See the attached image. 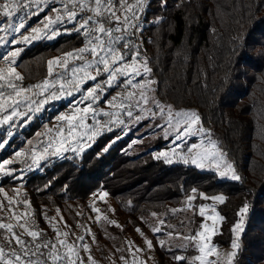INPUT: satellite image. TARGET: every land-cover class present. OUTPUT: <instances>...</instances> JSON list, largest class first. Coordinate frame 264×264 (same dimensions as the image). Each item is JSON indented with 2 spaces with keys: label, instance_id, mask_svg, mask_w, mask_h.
Here are the masks:
<instances>
[{
  "label": "trees",
  "instance_id": "trees-1",
  "mask_svg": "<svg viewBox=\"0 0 264 264\" xmlns=\"http://www.w3.org/2000/svg\"><path fill=\"white\" fill-rule=\"evenodd\" d=\"M158 17L164 19L153 23ZM143 24L134 39L149 58L157 97L176 108H196L242 181L220 180L214 172L184 164L166 165L150 147L134 154L133 134L114 142L121 134L116 130L80 156L47 159L40 170L21 179L5 176L3 184L25 183L24 197L41 226L40 204L48 201L83 202L106 192L119 211L145 217L180 205L192 189L207 196L223 194L219 213L226 219L216 243L230 245L237 213L247 204L236 264H264V59L257 61L264 53V0H167L163 7L161 0H149ZM85 43L64 32L53 42L24 48L16 65L24 77L20 85L41 83L49 77L48 60ZM243 53L253 62L241 64ZM36 126L14 138L16 149ZM199 202L197 197L195 204Z\"/></svg>",
  "mask_w": 264,
  "mask_h": 264
},
{
  "label": "snow or ice",
  "instance_id": "snow-or-ice-1",
  "mask_svg": "<svg viewBox=\"0 0 264 264\" xmlns=\"http://www.w3.org/2000/svg\"><path fill=\"white\" fill-rule=\"evenodd\" d=\"M52 2L53 0H0V16L9 19L8 27L0 28V32H6L8 28L12 27L11 18L18 10L22 8L30 9L35 6L37 11L31 14L36 15L38 11H43L41 5L46 6ZM61 3L63 5L62 8L51 9L57 15L54 18L47 17L48 23L44 25V29H48L53 24L66 21L73 25V28L67 31H74L83 35L86 38V44L84 47L65 53V58L63 59L58 57L48 60L47 72L49 77L53 75L54 66L64 69V72L60 73L61 77L71 72V79L67 80L66 83L73 86V91L85 92L86 95L83 100L91 99L93 103L99 102L100 97L97 93L104 91L105 88L122 87V92L117 93L116 96L106 102L114 108L121 109L120 114L127 115V117L133 118L137 122L146 119L152 120L159 116L164 119V123L156 126L162 129L172 128L175 131V141H181L182 139L186 141L187 138L198 135L207 138V144L202 139L200 143H192L187 146L186 150L181 153H176L173 150L172 156L167 153H159L156 157L157 159L164 157L165 163L179 162L184 165H194L200 170H204L207 167L209 170L215 171L220 178L242 181V177L237 173L233 163L227 161V153L212 139L211 130L203 126L202 118L196 111L174 110L171 105L162 104L156 97L154 85L158 82L152 78L153 70L150 66L149 58L142 53L141 45L134 39L137 37V33L142 31V17L149 0H61ZM166 3L167 0H161L162 7L166 6ZM163 19V17H158L153 23L160 24ZM25 27V19L21 18L14 31L20 33V30ZM31 31L39 33L42 30L32 28ZM53 34L56 33L54 32ZM32 38L34 37L21 33L20 38L12 42L24 44L28 43ZM49 38L51 37L49 36ZM0 42L8 43L4 37H0ZM22 51V48H17L2 57L4 61H7V64L5 67L0 68V111L11 109L10 114L4 118L5 121L18 114L17 109L21 103L30 108L32 103L43 105L49 99H59L60 96L65 94V84L60 83V81L52 82L49 79H45L31 87L18 85L16 82L22 81L24 77L16 71L14 66L17 63V57L20 56ZM69 59L81 61V63L78 66L68 68ZM261 59H264V53L260 54L257 61ZM239 62L241 64H250L253 60L247 53H243ZM100 76H105V79L98 81L97 78ZM141 77L143 79H140ZM88 80L97 81V83L91 88H82V85ZM55 83H60L59 92L49 93L44 100L33 101L31 97L25 95L33 92L34 89H38L39 94L44 95L50 86L54 87ZM4 89H11V91L5 93ZM33 94L35 95L36 93L34 92ZM67 94L71 95L72 92L69 91ZM133 108L139 114L134 116ZM90 109L93 123L101 124L102 122L96 118L98 110L92 107V103L87 104L83 108L76 107L72 114L57 117L58 120L67 121V128L58 126L56 133L57 136H61L63 139L56 142L54 138L53 141H50L44 147L43 152L49 155H59L61 149L64 151L82 150L83 137L91 140L99 132L98 128L86 124L88 117L85 114L89 113ZM76 113H81V115L77 116ZM99 115L110 118L108 121L103 122L105 126L117 122L111 119V117L118 115L116 112L99 110ZM118 122L123 123L122 120ZM81 129H86V131L80 132ZM74 133H79L76 145H72L71 148H65L64 145L69 143ZM165 134L167 135V132ZM77 145H80V147L78 148ZM49 149H52V151L49 152ZM15 155L19 157L26 154L18 151ZM32 156L35 157V152L32 153ZM11 163H13L11 160L0 162V172L11 175L14 170H6L4 168L5 164ZM3 191L4 189L0 188V192ZM192 192L196 193L197 190L192 189ZM102 195L107 196L108 193L104 192ZM200 197L211 199L221 204L226 201V197L223 194L208 197L200 193ZM4 199L7 203L0 201V212L10 213V219L15 220L16 224L5 222V219L0 217V238L4 241L3 244H0V264H86L85 260L80 256V249L88 253L87 264H98L91 255L90 245L85 242L84 235L78 236L75 241L70 242L68 240L70 232H62L53 226V231L56 234L55 241L44 239L43 230L39 229L34 221L25 219L24 222H21L27 214H17L13 205L19 202L15 201L14 198H9L7 194H5ZM186 199L187 206L185 209H180L181 211L196 207L191 203L196 199L195 195H189ZM22 203L30 207V202L26 199ZM248 207L245 204L239 209L237 213L239 219L231 228L234 236L230 244L231 251L221 252L218 246L212 243L213 237L217 234V223L223 222L226 217L221 216L214 206L207 205H200L198 214L203 220L212 221L211 227L202 221L200 229L194 234L184 235L180 232H169L166 234L168 240L160 239L159 245L162 248H167L168 251L179 248L181 252L186 251L191 246L198 253L193 257H187L183 254L173 255L172 259L177 264H180L181 261L184 264H235L240 248V234L244 231V217L248 212ZM93 211L100 213L99 208L93 207ZM111 211L114 212V209ZM175 211L177 210L173 209V212ZM57 212L59 214V209H57ZM206 212L209 214L206 215ZM212 213L215 214L213 215ZM152 216H157V213H152ZM45 218L50 219L48 217ZM60 219L63 220V217L61 216ZM100 219V216L96 217L97 222ZM103 219L108 224H116V221L109 220L106 215L103 216ZM159 223L163 225L164 221L160 220ZM64 224L65 227H68L66 221ZM78 226L82 227V225ZM116 226L120 227L118 224ZM17 228L23 231L17 232ZM136 231L142 237L144 236L140 228H136ZM161 231V227L152 228L154 234L161 233ZM85 232L92 236V242L95 243V236L91 233V229H85ZM71 234L75 235L74 233ZM25 236L30 237V239H25ZM175 239L181 240L182 243L175 244ZM144 240L147 250L152 251L154 248L152 240L147 237H144ZM127 243L131 246L133 242L128 241ZM129 250H131V247ZM143 251L144 249L138 246L135 247V252ZM135 252H133V264H147L146 261L138 260ZM120 259L124 260V264H128L125 257ZM148 259L154 258L149 256Z\"/></svg>",
  "mask_w": 264,
  "mask_h": 264
},
{
  "label": "rangeland",
  "instance_id": "rangeland-1",
  "mask_svg": "<svg viewBox=\"0 0 264 264\" xmlns=\"http://www.w3.org/2000/svg\"><path fill=\"white\" fill-rule=\"evenodd\" d=\"M41 7L43 8V11H38V14L36 15L31 14L32 12L37 11L35 6L30 9L22 8L18 10L17 13L11 18L12 27L8 28L6 32H0V37H4L5 40L8 41L7 44L0 42V68L5 67L7 64V61H4L2 59V57L6 53L14 51L17 48H22L24 50V48L40 41L53 42L61 34H63L64 32H68L67 30L72 24L70 23L68 25L66 21L64 23L53 24L48 29H44V25L48 23L47 17L54 18L57 15V13L52 11L51 9L63 7L61 0H53L52 3H49L46 6L41 5ZM21 18L25 19L26 27L24 29H21L20 33H17L14 31V28L19 24ZM8 24L9 19L0 16V28H7ZM143 26L144 24L142 17V27ZM32 28H39L42 31H40L39 33H33L31 31ZM54 32L56 34H53ZM21 33L34 38L30 39L28 43L24 44L13 43L12 41L20 38ZM139 33H137V36L139 35ZM49 36L51 38H49ZM136 42L140 44L138 40H136ZM22 53L23 51L20 53V56L17 57V62L21 57ZM59 58L63 59L65 58V55ZM89 59H91V57H89ZM80 63L81 61H73L69 59L68 68L78 66ZM16 65L14 66L15 68ZM16 71L18 72L17 68ZM63 72L64 69L62 67L54 66L53 75L47 78L52 82L60 81V83L65 84V94L63 96H60L59 99H49L48 102L43 105H39L38 103H32L30 108L24 103H21L17 109L18 114L7 121H5L4 118L10 114L11 109H8L7 111H0V144H2V146H0V162L8 160L13 161V163L11 164H5L4 168L6 170L13 169L14 171L11 175L16 174V179L23 178L29 171L40 170L42 163H44L47 159L57 160L69 156H80L85 150L91 148L102 135L111 133L116 130H120L121 134L116 137L114 142H117L120 139L125 138L130 134H133L134 138L132 143L130 144L132 153H141L144 151L145 147H150L151 149H149V152H152L153 157L155 159H157L156 157L159 153H167L169 156H172L173 150L176 153H181L186 150L187 146L191 145L192 143H200L202 139L204 140L205 144H207V138L199 135L189 137L186 141L183 139L181 141H175V131L172 128L162 129L156 126L158 124L164 123V119L160 118L159 116L152 120L146 119L137 122L133 118L127 117V115L120 114L122 111L121 109L114 108L108 105L106 102L108 100H111L113 96H116L117 93L122 92V87L108 88V91L105 93L103 99L97 103H93L91 99L83 100V97L86 95V93L83 91H73V86L71 84L66 83L67 80L71 79V72H68L64 74L63 77H61L60 73ZM100 77L105 79V76ZM140 79H143V77H141ZM19 82L20 81H17L16 83L20 85ZM96 82L97 81L88 80L82 85V88H91L96 84ZM60 83H55L54 87L50 86L48 91L45 92L44 95H40L38 89H34L33 92L26 93L25 95L31 97L33 101L38 102L44 100L49 95V93L59 92ZM154 87L157 90V84L154 85ZM4 91L5 93H7L10 92L11 89H4ZM69 91L72 92L71 95L67 94ZM34 92L36 93L35 95L33 94ZM89 103H92V107L98 110L96 118L102 123H93V120L91 118L92 111L90 109L89 113L85 114L88 117V119L86 120V124L94 128H98L99 132L95 136H93L91 140H88L87 137H83L84 142L82 145V150L64 151L63 149H61V153L59 155H49L47 153H44V147L50 141H53L54 138L56 142H58L60 139H63V137L56 135L58 131V126H63L65 129L67 128V121L58 120L57 117L61 115L72 114L74 108H83ZM161 103L171 105L174 110H190L196 111L199 114L196 108H176L169 102L161 101ZM99 110L118 113L117 116L111 117L112 120L117 122L110 123L105 126L103 122L108 121L110 118L99 115ZM133 113L134 116L139 114L135 108H133ZM76 115L79 116L81 115V113H76ZM121 120L123 121V123L118 122ZM36 123L37 126L35 127V132L29 138L25 139L22 145H20V147L16 149L17 144L13 142L14 138L17 139V136L21 135V132L23 130L33 128V125H36ZM84 131H86V129L80 130V132ZM166 132L167 135L165 134ZM78 135L79 133H74L73 137L69 140V143L65 144L64 147L71 148L72 145H76ZM212 139L215 140L217 142V145L220 147L213 133ZM77 147L79 148L80 145H77ZM15 149L16 151H14L13 153L9 152L10 150L12 151ZM18 151L26 155L18 157L15 155ZM51 151L52 149H49V152ZM33 152H35V157L32 156ZM6 154L7 156L5 157ZM226 159L227 161L232 162L228 156L226 157ZM33 160H35V162H33ZM157 160H161L166 165L183 164L179 162H174L171 164L165 163L164 157H160ZM205 163L207 164V162ZM186 166L195 167L194 165ZM200 171L216 173L213 170H209L207 167L204 170ZM5 176L8 175H6L4 172H0V188L4 189L3 192H0V201H3L5 204L7 203V201L4 199L5 194H7L9 198H14L15 201L19 202L13 205L17 214H27L23 217L21 222H24L25 219L29 221H33L32 219H34L40 225V220H38V218L34 215V208L32 207V205L30 204L29 207L24 203L22 204V201L26 199L24 197L25 183L22 182L15 187L4 185L3 177ZM219 179L230 180L227 178L220 177ZM103 193L104 192H100L96 196H93L87 201L83 202L69 201L57 204L53 201H48V203L40 204L39 212L41 214V219L43 220V226L40 225V227L43 228L47 232V234H49L48 239L53 241H55L56 239V234L53 231V226L62 232H70V235L68 237V240L70 242L75 241L76 237L84 235L85 242L90 245L91 255L98 262V264H113V262H115V264H124V260L120 259L121 257H125L128 261V264H133V252H135V247L137 246L139 248L144 249L143 252H135V256L136 258H138V260L146 261L147 264H177V262L172 259L173 255L183 254L187 257H193L198 253L191 246L188 247V249L184 252H181L179 248H174L172 251H168L167 248H162L159 245V240H168V236L166 234L169 232H180L184 235L194 234L197 230L200 229L202 221L211 227L212 221L203 220V218L198 214L199 206H214L216 208V211L219 213V206L221 205V203L213 201L211 199L201 198L200 193L196 192L192 193V195H195L196 198L199 197L200 202L198 204H195V200L191 202L193 205L196 206L194 209H187L186 211L180 210L185 209L187 206V199L185 198L180 205L176 207H169L168 210L157 213V216L155 217L152 216V214L142 217L134 216L133 214L123 213L119 211V209L117 208V204L113 201V199L109 195L103 196ZM97 201H99V206L95 205ZM90 207L92 208L91 212H89ZM93 207L99 208L100 213L94 212ZM57 209H59V214L57 212ZM112 209H114V212L111 211ZM173 209H176L177 211L173 212ZM207 214L209 213L206 212V215ZM212 214L214 215L215 213ZM104 215H106L109 220L116 221V224L120 225V227H117L116 224L106 223L103 219ZM61 216L63 217V220L60 219ZM97 216L101 217L99 222H97L96 220ZM0 217L4 218L5 222H11L14 225L16 224L15 220L10 219L11 214L8 212H0ZM45 217H48L50 219H46ZM160 220L164 221L163 225L159 223ZM65 221L67 222L68 227H65ZM189 221H191V223H189ZM78 225H82V227ZM221 225L222 222L217 223V234L213 237L212 243L217 245L218 249L221 252L226 253L228 251H231L230 245L222 246L219 243H216L215 241V237L218 236L221 232ZM153 227H161V233L154 234L152 232ZM88 228L91 229V233L95 236V243L92 242V236L88 235L85 232V229ZM136 228L141 229V231L144 233L143 237L140 235V233L136 231ZM16 231L21 232L23 230L17 228ZM71 233H74L75 235H72ZM240 235L242 236V233ZM144 237H147L148 239L152 240L154 245L152 251L147 250ZM24 238L30 239V237L27 236H25ZM128 241L133 242L131 246L127 243ZM3 243V239L0 238V244ZM174 243L178 245L181 244L182 241L179 239H175ZM130 247L131 250H129ZM80 256L85 260L87 264L88 253L80 249ZM149 256L153 257L154 259L149 260ZM180 264H184V262L181 261Z\"/></svg>",
  "mask_w": 264,
  "mask_h": 264
},
{
  "label": "built area",
  "instance_id": "built-area-1",
  "mask_svg": "<svg viewBox=\"0 0 264 264\" xmlns=\"http://www.w3.org/2000/svg\"><path fill=\"white\" fill-rule=\"evenodd\" d=\"M73 28V25H70L69 26V29H72ZM65 31V30H64ZM69 32V31H68ZM71 34H74V35H76V36H78V37H80V38H84V39H86L83 35H81V34H79V33H76V32H70ZM97 80L98 81H103L104 79L103 78H101V77H98L97 78ZM97 83V82H96ZM108 91V88H105V90L104 91H102V92H98L97 94L99 95V97H100V99H99V101H101L102 99H103V97H104V95H105V93ZM23 204V203H22ZM34 222H35V225L39 228V229H41V230H43V233H44V236H43V238L44 239H48L49 237H48V234H47V232L43 229V228H41L40 227V225L34 220V219H32Z\"/></svg>",
  "mask_w": 264,
  "mask_h": 264
},
{
  "label": "crops",
  "instance_id": "crops-1",
  "mask_svg": "<svg viewBox=\"0 0 264 264\" xmlns=\"http://www.w3.org/2000/svg\"><path fill=\"white\" fill-rule=\"evenodd\" d=\"M70 23H68V25H69Z\"/></svg>",
  "mask_w": 264,
  "mask_h": 264
}]
</instances>
